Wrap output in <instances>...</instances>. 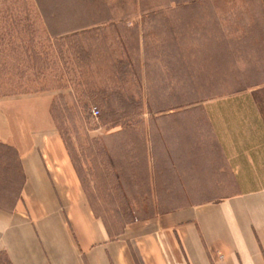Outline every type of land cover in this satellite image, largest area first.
I'll list each match as a JSON object with an SVG mask.
<instances>
[{
  "label": "rangeland",
  "instance_id": "374dc122",
  "mask_svg": "<svg viewBox=\"0 0 264 264\" xmlns=\"http://www.w3.org/2000/svg\"><path fill=\"white\" fill-rule=\"evenodd\" d=\"M259 11L257 0H0V94H53L87 200L116 233L186 203L184 190H160L167 171L153 189L147 145L160 157L170 141L178 154L210 150L201 105L225 94L257 89L264 115V35L248 30L264 24Z\"/></svg>",
  "mask_w": 264,
  "mask_h": 264
},
{
  "label": "crops",
  "instance_id": "0c3cea01",
  "mask_svg": "<svg viewBox=\"0 0 264 264\" xmlns=\"http://www.w3.org/2000/svg\"><path fill=\"white\" fill-rule=\"evenodd\" d=\"M257 5L264 22V0ZM249 26L262 41L264 24ZM256 91L203 102L210 150L187 143L178 154L170 141L160 169L155 160L163 155L147 145L153 189L167 171L171 187L160 190H184L186 203L134 217L116 233L87 200L51 114L53 94H0V189L8 167L11 193L12 159L15 166L14 200L0 203V264H264V115Z\"/></svg>",
  "mask_w": 264,
  "mask_h": 264
},
{
  "label": "trees",
  "instance_id": "16d2710c",
  "mask_svg": "<svg viewBox=\"0 0 264 264\" xmlns=\"http://www.w3.org/2000/svg\"><path fill=\"white\" fill-rule=\"evenodd\" d=\"M21 46H25V44H22ZM21 87L22 86H20V88ZM16 174H17L16 197H18L20 195V191H21L22 183H23V176H22V172H21L19 163H18V169H17V173ZM11 198H12L11 199V202H12L14 200V195ZM2 208H4V206ZM8 208H11V205H10V207L8 206L7 208H4V209H8Z\"/></svg>",
  "mask_w": 264,
  "mask_h": 264
},
{
  "label": "built area",
  "instance_id": "2783aa9c",
  "mask_svg": "<svg viewBox=\"0 0 264 264\" xmlns=\"http://www.w3.org/2000/svg\"><path fill=\"white\" fill-rule=\"evenodd\" d=\"M92 112H93L94 114H98V110H97V109H93Z\"/></svg>",
  "mask_w": 264,
  "mask_h": 264
}]
</instances>
